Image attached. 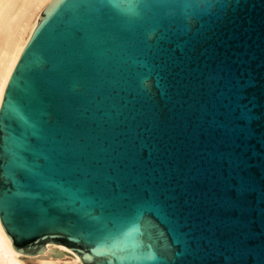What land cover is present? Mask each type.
Masks as SVG:
<instances>
[{
  "label": "water",
  "instance_id": "obj_1",
  "mask_svg": "<svg viewBox=\"0 0 264 264\" xmlns=\"http://www.w3.org/2000/svg\"><path fill=\"white\" fill-rule=\"evenodd\" d=\"M9 98L0 226L13 250L264 264V0H51Z\"/></svg>",
  "mask_w": 264,
  "mask_h": 264
},
{
  "label": "bare ground",
  "instance_id": "obj_2",
  "mask_svg": "<svg viewBox=\"0 0 264 264\" xmlns=\"http://www.w3.org/2000/svg\"><path fill=\"white\" fill-rule=\"evenodd\" d=\"M51 0H0V106L10 76L26 46L34 22ZM38 255L11 248L0 226V264H83L72 248L48 242Z\"/></svg>",
  "mask_w": 264,
  "mask_h": 264
},
{
  "label": "snow or ice",
  "instance_id": "obj_3",
  "mask_svg": "<svg viewBox=\"0 0 264 264\" xmlns=\"http://www.w3.org/2000/svg\"><path fill=\"white\" fill-rule=\"evenodd\" d=\"M0 107H2L4 109V111H0V117H3L5 112H9V111L10 112H15V106H14L11 98L8 99V101H7V103L5 105L0 106ZM133 231H138V229H134ZM125 240H126V242H125L124 246H126L129 242H131V244L134 247V249H136V250L140 249V245L138 243H136L135 240L133 239V232L130 231V232L126 233ZM94 250L98 251V252H101V251H106L107 249H104V250L94 249ZM87 258L91 259V257H87ZM109 264H112L111 260L109 261Z\"/></svg>",
  "mask_w": 264,
  "mask_h": 264
}]
</instances>
